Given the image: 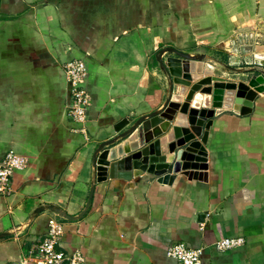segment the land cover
<instances>
[{
	"label": "crops",
	"instance_id": "obj_1",
	"mask_svg": "<svg viewBox=\"0 0 264 264\" xmlns=\"http://www.w3.org/2000/svg\"><path fill=\"white\" fill-rule=\"evenodd\" d=\"M261 21L264 0H0V156L28 161L0 195V264H42L30 254L53 217L63 222L60 247L87 264H180L167 254L180 241L201 249L202 264H264V91L250 113L213 118L203 177L98 181L93 164L98 145L124 120L160 109L172 83L177 96L185 86V102L189 65L170 76L160 48L202 56L213 71L204 86L212 76L247 82L243 71L264 73ZM75 58L87 66V133L68 117L65 63ZM228 236L246 241L217 250Z\"/></svg>",
	"mask_w": 264,
	"mask_h": 264
},
{
	"label": "water",
	"instance_id": "obj_2",
	"mask_svg": "<svg viewBox=\"0 0 264 264\" xmlns=\"http://www.w3.org/2000/svg\"><path fill=\"white\" fill-rule=\"evenodd\" d=\"M260 23V31L264 32V21ZM255 49L264 52V43L257 44ZM164 54H175L181 61L175 62L176 58L170 57L169 62H165ZM156 58L170 76L180 78L183 76L182 64H188L189 73L184 77L194 84L182 104L185 86L177 96L172 93V83L171 94L160 109L124 120L120 127L130 123L125 130L98 145L93 154L98 181L105 180L108 174L111 178L130 179L148 172L158 182L171 184L180 170L190 179L203 177L202 170L208 168L205 145L213 118L231 108L239 114L250 113L258 93L264 91V73H253L247 82L212 76L210 84L204 86L200 81L213 71L205 67L202 56L165 46L158 50ZM201 88L205 90L200 91ZM93 191L94 187L88 202ZM45 207L67 218L74 217L54 204Z\"/></svg>",
	"mask_w": 264,
	"mask_h": 264
},
{
	"label": "built area",
	"instance_id": "obj_3",
	"mask_svg": "<svg viewBox=\"0 0 264 264\" xmlns=\"http://www.w3.org/2000/svg\"><path fill=\"white\" fill-rule=\"evenodd\" d=\"M65 72L69 83L68 117L78 124L76 131L87 133V108L91 104V95L83 86L87 74V66L81 59H71L65 63ZM28 164L27 158L13 151L0 156V195L11 193V179L16 170L24 169ZM46 235L36 245L30 255L42 264H87L82 252L68 253L60 247L61 236L64 232L63 222L50 218ZM244 236H228L217 240L214 246L219 251L236 248L245 243ZM200 248L190 247L185 242H175L167 248V254L179 261L180 264H202Z\"/></svg>",
	"mask_w": 264,
	"mask_h": 264
},
{
	"label": "bare ground",
	"instance_id": "obj_4",
	"mask_svg": "<svg viewBox=\"0 0 264 264\" xmlns=\"http://www.w3.org/2000/svg\"><path fill=\"white\" fill-rule=\"evenodd\" d=\"M255 60L259 63H264V53L263 52L257 53L255 56ZM198 96L201 97L200 95Z\"/></svg>",
	"mask_w": 264,
	"mask_h": 264
},
{
	"label": "rangeland",
	"instance_id": "obj_5",
	"mask_svg": "<svg viewBox=\"0 0 264 264\" xmlns=\"http://www.w3.org/2000/svg\"><path fill=\"white\" fill-rule=\"evenodd\" d=\"M249 72V70H246V71H243L242 73H244L243 74V76L242 77H245L244 79H248V78H250V73H248ZM261 73H263V72H261ZM238 75V74H237ZM239 76V75H238ZM235 77V76H234ZM237 78V77H236ZM239 78V77H238Z\"/></svg>",
	"mask_w": 264,
	"mask_h": 264
}]
</instances>
